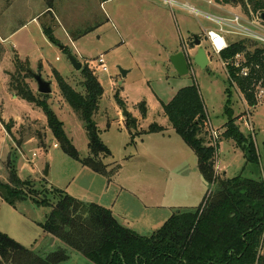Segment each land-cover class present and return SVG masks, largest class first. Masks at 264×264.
I'll return each instance as SVG.
<instances>
[{
    "label": "rangeland",
    "instance_id": "374dc122",
    "mask_svg": "<svg viewBox=\"0 0 264 264\" xmlns=\"http://www.w3.org/2000/svg\"><path fill=\"white\" fill-rule=\"evenodd\" d=\"M174 1L178 5L170 8L160 0H108L104 3H101L103 0H54L53 37L56 44H53L40 26V21L51 20L49 14L44 15L46 0H0V129L4 132L0 141L2 181L7 180L6 164L13 157L20 179L37 183L44 179L52 189L80 201L103 198L97 203L105 205L119 198L117 188L121 186L146 205L153 196L157 195L160 201L163 195L161 204L165 206L171 203L197 206L196 198L186 196L188 187H202L196 174V157L190 150H187V155L181 154L178 145L186 146L162 109V105L168 104L180 89L195 84L207 118L201 137L215 146L210 131L214 130L219 135L223 133L227 122L224 108L230 99L235 125L248 139V144L253 145L257 156V162H247L245 152L234 142L219 136L216 139L215 167H223L220 170L228 178L241 176L264 183V98L257 99L255 107H249L240 92L229 86L226 63L208 50L204 39V30L217 29L220 25L202 15L195 17L181 5L189 4L197 11L224 19L230 14L239 15L241 10L225 8V12H218L216 2L210 6L198 0ZM36 16L35 22L30 21ZM249 28L264 38V27ZM86 30H90L86 35L75 41L71 39L70 32ZM193 37L201 41L210 61L204 70L192 64L197 49L193 45ZM226 38L227 44L233 43L230 40L237 42L241 39L234 35ZM178 52L184 53L190 61L189 73L184 77L177 76L169 60ZM15 55L28 62L32 74H40L50 83L52 92L45 95L46 105L62 122L66 138L82 159L89 157L86 130L61 97L55 73L78 93L84 92L82 69L75 71L68 55L93 73L103 91L93 120L101 141L110 152L104 164L119 165L114 176L103 179L68 157L47 128L41 109L11 94L9 74L14 72ZM100 56L107 72H102L98 66ZM243 63L242 56L230 62L234 66ZM120 71H124V75ZM26 82L37 93L35 81L31 78ZM142 106L145 108L144 116ZM129 118L136 119L135 128L132 124L127 125ZM153 124L162 128L164 136L142 133ZM5 126L11 128L12 137L5 133ZM37 133L46 136L44 148L35 136ZM168 163L171 165L167 166ZM170 171L176 173L175 179ZM209 190L205 188L203 198ZM49 211L37 208L29 201L13 208L0 199V231L23 247L41 254L44 245L50 246L54 242L51 243V239L48 242V236L40 227ZM162 224L151 227L149 231L148 228H140L138 232L150 236ZM59 245L57 242L54 247ZM61 264L92 263L70 252L69 259Z\"/></svg>",
    "mask_w": 264,
    "mask_h": 264
},
{
    "label": "trees",
    "instance_id": "16d2710c",
    "mask_svg": "<svg viewBox=\"0 0 264 264\" xmlns=\"http://www.w3.org/2000/svg\"><path fill=\"white\" fill-rule=\"evenodd\" d=\"M46 1L44 15L49 14L51 20L40 21V26L45 37L56 44L53 37L54 0ZM215 2L220 6L240 8L244 14H249V11L252 14L264 13V0ZM89 31L70 32V37L75 41ZM62 51L66 52V49ZM237 56L244 59L238 67L230 64ZM219 58L226 63L229 86L240 92L249 107H255L257 91L264 90V46L250 39H239L228 44ZM13 64L14 72L9 74V91L26 104L41 109L47 128L63 152L94 174L106 179L114 176L119 165L104 164L110 152L101 141L93 120L103 93L93 73L87 67L81 68L83 93L76 92L55 73L61 97L86 130L89 157L82 159L66 138L62 122L46 105V96L34 93L26 82L32 78L28 62L15 55ZM242 69H248L246 77L240 76ZM141 109L144 116L145 108L142 106ZM162 109L174 132L195 155L198 173L210 188L199 206L178 208L150 236L139 235L123 226L103 206L82 202L63 191L52 189L44 179L38 183L20 179L15 160L11 157L6 164L7 180L0 179V199L13 208L29 201L37 208L49 209L40 227L48 236V242L51 238L54 242L50 246L44 245L39 254L0 231V264H61L69 259L70 252L83 256L92 264H264L263 181L216 174L217 145L213 146L201 137L207 118L195 84L180 89L168 104L162 105ZM224 114L227 122L219 136L234 142L245 152L247 162H257L253 145L248 144V139L235 125L230 99L226 101ZM126 123L136 127V119L129 118ZM158 132H162V128L153 124L142 133ZM5 133L13 136L9 126H5ZM35 136L44 148L46 136L38 133ZM3 137L4 132L0 129V141ZM57 242L61 246L54 247Z\"/></svg>",
    "mask_w": 264,
    "mask_h": 264
},
{
    "label": "crops",
    "instance_id": "0c3cea01",
    "mask_svg": "<svg viewBox=\"0 0 264 264\" xmlns=\"http://www.w3.org/2000/svg\"><path fill=\"white\" fill-rule=\"evenodd\" d=\"M105 1L101 2L104 3ZM216 4V3H215ZM225 8H230L233 10H237V8H233L230 6H220L216 4V10L218 12H225ZM38 16L32 18L30 21L35 22L37 20ZM25 24H23L19 29H21ZM15 33V32H14ZM12 33V34H14ZM11 34V35H12ZM8 36V37H11ZM7 37V38H8ZM227 36H225V41L228 42L226 39ZM6 38V39H7ZM229 42H234L233 40H230ZM196 52V50H195ZM206 52V50H205ZM176 54V53H175ZM210 64V61H209ZM165 132H161V133H153L155 135H159L162 134V136H164ZM151 135V134H150ZM144 136H149V135H144ZM186 146V145H185ZM181 154H188L187 150H190L187 146L184 148L181 145H178ZM191 151V150H190ZM144 155V154H143ZM171 165L170 163L167 164V166ZM166 166V167H167ZM196 168H197V160H196ZM220 169H223V167L219 168L217 165L215 167V172L217 175H225L226 173ZM220 171V174H218V172ZM197 173V178L200 180L201 186L202 187H194V189L188 187L186 196L188 198H196L197 201V206L200 205V203L202 202V200L204 199L202 197V195L204 196L203 193L205 188L207 189L208 186L205 185L201 179V175L198 173V170L196 171ZM169 174V173H168ZM170 174H172L173 179H175V174L174 171H170ZM101 178L105 179L104 177L101 176ZM134 180V179H133ZM135 180H138V178H136ZM171 181V180H170ZM117 190L120 192V196L119 198H117V200H112V202L105 204V205H100L103 206L107 209H109L112 214L114 215V217L125 227L135 231L136 233H138L139 235H143L145 236V234H142L140 232H138V229L140 228H148L147 231H149L151 229V227H154L157 224H161V223H165L174 213V211H176L178 208H196L197 206H180L178 204H174L171 203V205H163L161 204V200H163V195L162 198L160 199V201L158 200V198L156 196H153L151 198V200L148 202L149 204L146 205L144 204L142 201L136 199V195L129 192V190H127L126 188H123L121 186H118ZM125 194L126 196L122 197V194ZM202 197V198H201ZM99 199H103V198H98V200L92 199V200H87L85 199L86 202H90V203H94L99 205L97 202L100 201ZM200 201V202H198ZM186 205V204H184ZM162 224V225H163Z\"/></svg>",
    "mask_w": 264,
    "mask_h": 264
},
{
    "label": "built area",
    "instance_id": "2783aa9c",
    "mask_svg": "<svg viewBox=\"0 0 264 264\" xmlns=\"http://www.w3.org/2000/svg\"><path fill=\"white\" fill-rule=\"evenodd\" d=\"M166 6L172 8L174 5H178L174 0H160ZM200 2H205L207 5H213L215 0H198ZM181 7L188 10V12L195 17L202 15L203 18L206 20L216 23L220 25L217 29H209L204 30V39L207 42V46L209 51L219 57V54L223 52L228 44L225 41V36L227 35H234L238 36L241 39H250L256 41L262 45H264V38L261 36L256 35L249 27L252 28H259L264 27V25L260 19L261 14H252L249 11V14L240 13L238 14H230L227 19H224L220 16H213L210 14H206L200 11H197L194 7L190 6L189 4L181 5ZM222 27H226L224 29ZM189 60V58L186 56ZM98 66L102 72H107V68L103 61L102 56L97 59ZM224 64V63H223ZM225 65V64H224ZM236 66V65H235ZM238 67V66H236ZM248 74V69H242L240 72V76L246 77ZM264 98V90H259L256 93V99L262 100ZM212 130V129H211ZM219 137V133L212 130L210 131V138L211 141L214 142L216 146V139Z\"/></svg>",
    "mask_w": 264,
    "mask_h": 264
},
{
    "label": "water",
    "instance_id": "95a60500",
    "mask_svg": "<svg viewBox=\"0 0 264 264\" xmlns=\"http://www.w3.org/2000/svg\"><path fill=\"white\" fill-rule=\"evenodd\" d=\"M260 19L262 22H264V13L260 15ZM193 45L197 48L196 52L194 53L192 57V64L199 69H206L209 65V59L205 52V49L201 46V41L197 39L196 37H193ZM61 50H63V47H61ZM68 60L73 67L75 71H80L82 68V65L76 61V59L68 55ZM170 64L173 67L174 71L176 72L178 77H184L187 76L189 73V65L190 61L186 58V55L182 52H178L170 57ZM122 75H124V71H120ZM32 79L36 83L37 87V93L41 95H50L51 85L49 82H46L40 74H32ZM127 114V113H126ZM125 115V114H124ZM45 175H47V171H45ZM203 183L208 186V184L204 181L203 177H201ZM82 202H85L82 201ZM53 242V238H51V243Z\"/></svg>",
    "mask_w": 264,
    "mask_h": 264
}]
</instances>
